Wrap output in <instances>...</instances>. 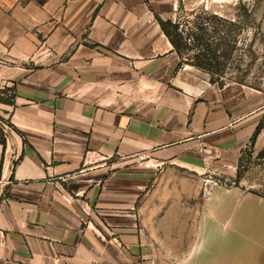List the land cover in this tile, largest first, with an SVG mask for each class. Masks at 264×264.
<instances>
[{
	"label": "crops",
	"instance_id": "1",
	"mask_svg": "<svg viewBox=\"0 0 264 264\" xmlns=\"http://www.w3.org/2000/svg\"><path fill=\"white\" fill-rule=\"evenodd\" d=\"M216 2L0 0V264H218L211 191L198 217L158 206L235 178L264 120L260 91L179 67L157 20Z\"/></svg>",
	"mask_w": 264,
	"mask_h": 264
},
{
	"label": "rangeland",
	"instance_id": "2",
	"mask_svg": "<svg viewBox=\"0 0 264 264\" xmlns=\"http://www.w3.org/2000/svg\"><path fill=\"white\" fill-rule=\"evenodd\" d=\"M215 5L216 7L209 10L199 8L194 11L198 15L204 12L202 18L209 16L234 22V25H229L211 19L208 24L203 25L207 29L206 32L215 39L227 37L225 45L217 55L227 52L230 57L228 60H219L221 65L214 72L219 73L222 78L219 79L218 76L214 78L224 85L243 84L260 91L264 96V0H224L222 6L226 5L225 7H221L220 2H216ZM191 13H181L176 22L183 24L184 31L196 32L193 24L188 25L184 22L186 20L197 22L195 17L190 16ZM0 91L4 99L13 98V90L12 93L7 90ZM238 171L240 174L238 186L242 185L249 193L264 196V155L254 153L248 147L240 157ZM211 176L212 183L208 184L207 189L203 186L198 187L196 198L191 202L158 205L161 214L171 213L170 217H175L180 207L186 219L189 214L198 217L201 199L205 192L210 194L211 191V200L207 203L205 213L217 220L216 229L219 236L216 241L210 242L211 248L207 258L218 264H264V207L257 206L256 201L241 197L242 188L235 185L237 174L232 180L218 174ZM205 178L208 177L203 176L202 181L207 180ZM218 186L222 188H216ZM233 186L237 188H232L228 192L225 190ZM258 214L262 217L255 221ZM219 249L222 252L219 253Z\"/></svg>",
	"mask_w": 264,
	"mask_h": 264
},
{
	"label": "trees",
	"instance_id": "3",
	"mask_svg": "<svg viewBox=\"0 0 264 264\" xmlns=\"http://www.w3.org/2000/svg\"><path fill=\"white\" fill-rule=\"evenodd\" d=\"M202 14L205 13L203 12L201 15H198L197 13L193 12L190 14V16L195 17L197 22H190L189 20L184 21L188 25L193 24V29L196 30V32H193L192 30L189 32L184 31L183 24L179 22H172L170 20L163 21L159 18H157V20L163 33L169 39L174 51L180 58L179 67L184 64L193 66L196 69L208 74L212 84L217 83L219 86H223L224 84L220 80H216L214 78L215 76H218L219 79L222 78L221 75L219 73H215L214 70L220 67V59L228 60L230 57L229 53L227 52L217 55V52H220L221 48H223V45H225L224 43L226 42L227 37L215 39L214 36L209 35L208 32H206L207 29L204 28L203 25L208 24L211 19H217L218 21L229 25H234V22L223 18L218 19L217 17L210 18L208 16L207 18H202ZM198 20H201V22H198ZM212 39L215 41H212ZM12 99H4L0 95V103L13 104ZM263 129L264 120L260 123L252 137L250 145L251 149H253L252 146L256 136ZM260 155H264V149L260 152ZM239 178L240 174L238 171L236 176V186L239 185Z\"/></svg>",
	"mask_w": 264,
	"mask_h": 264
},
{
	"label": "built area",
	"instance_id": "4",
	"mask_svg": "<svg viewBox=\"0 0 264 264\" xmlns=\"http://www.w3.org/2000/svg\"><path fill=\"white\" fill-rule=\"evenodd\" d=\"M7 88V89H6ZM0 90H7V92H11L12 89L8 88V87H4V86H0ZM1 92V91H0ZM4 95V93H2Z\"/></svg>",
	"mask_w": 264,
	"mask_h": 264
}]
</instances>
